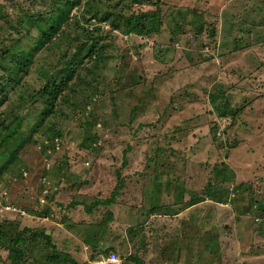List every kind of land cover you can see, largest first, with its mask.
<instances>
[{"label":"rangeland","instance_id":"1","mask_svg":"<svg viewBox=\"0 0 264 264\" xmlns=\"http://www.w3.org/2000/svg\"><path fill=\"white\" fill-rule=\"evenodd\" d=\"M21 55L16 83L6 66ZM75 58L66 101L98 119L68 108L58 132L26 140L42 105L26 99ZM0 84V264H68L39 234L12 260L25 226L82 264L108 251L117 264H264V0H0ZM81 85L98 91L90 103ZM146 110L156 141L142 156Z\"/></svg>","mask_w":264,"mask_h":264},{"label":"trees","instance_id":"2","mask_svg":"<svg viewBox=\"0 0 264 264\" xmlns=\"http://www.w3.org/2000/svg\"><path fill=\"white\" fill-rule=\"evenodd\" d=\"M74 57H77L74 54ZM76 60H68L66 65L64 66V68H62L61 66L58 67H54L52 66V71H48L47 73L45 72V70H41L42 75L43 73H46V76H44V82L42 83V85L40 87L34 88L33 89V93L30 94V96L26 99V101H34V102H38L41 101L42 105H41V109L39 110V114L36 117L35 121H33L30 125L29 131H28V136L26 138V140L30 139L33 137L34 132L37 131L38 127L41 130L42 134L48 133V132H52V131H57L58 132V127L62 125V122H60L63 118L62 116L68 114V108H70L72 110V112L74 113L75 106L80 107L79 111L80 114L83 118H81L83 121H81L84 124H87L88 122H94L95 119H98L97 117V113H96V106L94 104L92 105H82L80 106L79 103H74L72 101H66L67 96V92L71 93L72 90L75 87L74 82L76 81V71H77V64L81 61V59L75 58ZM26 59L24 58L23 55L19 56V57H15L12 56L11 60H10V64H8L6 66V71H7V76L9 80H15L17 79L16 83L20 82V78L23 74H25L28 68V65L26 64ZM64 65V64H63ZM62 65V66H63ZM58 67V68H57ZM24 70V71H21ZM40 74L38 73V76ZM81 77V76H80ZM84 82V80H83ZM5 85L4 84H0V105L2 104V102L5 100V98L7 97L5 94ZM82 90L84 93H81L80 95H84L85 101L90 103V95L92 94L89 92L90 89H92L91 92L95 93L98 92L97 90L93 89V88H88L85 87L84 85H81ZM14 87V86H13ZM70 89V91H69ZM95 92H94V91ZM2 92V93H1ZM26 94V90L25 89H20L18 92V95H22L25 96ZM156 101H160L158 99H156ZM215 100H213L214 102ZM66 102V103H65ZM63 104H65V108L62 109ZM222 105V104H221ZM219 106L217 105V107H219L220 110V114L221 115H225L226 112L224 111L225 106ZM167 107V106H166ZM160 111L156 108V112L155 114H158L160 112H164L165 107L164 106H160ZM62 112H64V114L61 116ZM55 113L59 114V117H55ZM151 113H149L147 110L140 114L139 117V121L137 123V127L142 128L144 127V135H146V139L143 142V146H142V150L144 153H142V156H145L146 153L145 151H147V145L148 144H153L154 140L156 141V139H154V134L155 132L151 133L153 128L151 125H154L157 120V115L155 116L154 114L151 116ZM52 115V116H51ZM147 115V116H146ZM50 116V117H49ZM61 116V118H60ZM54 117V118H53ZM155 117V118H154ZM49 119L48 125L45 126L44 122L46 119ZM103 119V118H101ZM100 119V120H101ZM160 119V118H159ZM104 122V119L101 120ZM95 123V122H94ZM154 123V124H153ZM46 127V129L41 128V126ZM147 127V128H145ZM138 128L134 129V132H136V130H138ZM127 149V147H126ZM145 158V157H143ZM8 164V163H7ZM187 166L192 169V170H196L199 167L204 166L203 168H206L207 166L205 165L206 163L201 160L198 161H189L188 163H186ZM180 168V167H178ZM215 167H213L214 169ZM213 169H212V173H213ZM152 170V172H151ZM154 167L150 168V169H146V173L148 172L149 174H153L154 173ZM204 170V169H203ZM157 171V170H156ZM198 171V170H197ZM209 171V170H208ZM122 187H124V179H122L121 177L117 178V183L114 185L112 191L110 192V195L107 199H105L104 201L107 200V202L110 199H114L118 192L122 189ZM238 189V187H236ZM109 199V200H108ZM220 202V201H219ZM193 202L191 203H187L186 205H183L185 207L190 206V204L192 205ZM92 204H94V201L91 202L88 206V211H90V209H92ZM152 209H156V208H152ZM178 212V211H177ZM83 218V217H82ZM40 235L43 240L44 243H47V246L53 251L52 253L50 252L49 255H47V257L53 261L58 260V261H64L65 263L68 264H79L73 257L72 255L67 252V251H58L56 246L50 242V235L46 233V231L43 230H33L29 227H23L22 229L18 230L16 232V234L9 238L7 241L8 244V249L11 252V259L15 260L17 259V256L20 255L23 251V247L28 243V241L30 239H35L37 235ZM24 244V246L22 247V245ZM110 251H108L107 253H109ZM140 262V261H139ZM137 262V264H141V262L139 263Z\"/></svg>","mask_w":264,"mask_h":264},{"label":"built area","instance_id":"3","mask_svg":"<svg viewBox=\"0 0 264 264\" xmlns=\"http://www.w3.org/2000/svg\"><path fill=\"white\" fill-rule=\"evenodd\" d=\"M119 261V257L114 251H110L108 255L101 256L100 260H96L95 264H117Z\"/></svg>","mask_w":264,"mask_h":264},{"label":"crops","instance_id":"4","mask_svg":"<svg viewBox=\"0 0 264 264\" xmlns=\"http://www.w3.org/2000/svg\"><path fill=\"white\" fill-rule=\"evenodd\" d=\"M14 209H16L15 207H14ZM47 233V232H46ZM47 234H49V233H47ZM89 248H90V245H89ZM92 248L94 249V250H96L97 248H98V246H96V245H94V243L92 244ZM73 258H74V256H72ZM75 260H76V258H74ZM77 261V260H76ZM78 262V261H77ZM79 264H82L81 262H78Z\"/></svg>","mask_w":264,"mask_h":264},{"label":"clouds","instance_id":"5","mask_svg":"<svg viewBox=\"0 0 264 264\" xmlns=\"http://www.w3.org/2000/svg\"><path fill=\"white\" fill-rule=\"evenodd\" d=\"M116 253V252H115ZM117 254V253H116ZM108 255V254H107ZM117 256H118V254H117ZM119 257V256H118Z\"/></svg>","mask_w":264,"mask_h":264}]
</instances>
